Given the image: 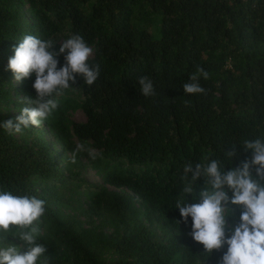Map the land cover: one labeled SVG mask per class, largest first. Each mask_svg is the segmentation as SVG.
<instances>
[{
    "label": "trees",
    "instance_id": "1",
    "mask_svg": "<svg viewBox=\"0 0 264 264\" xmlns=\"http://www.w3.org/2000/svg\"><path fill=\"white\" fill-rule=\"evenodd\" d=\"M27 34L52 39L54 50L80 35L100 65L92 85L77 76L20 139L0 128V189L45 201L37 264H200L191 218L176 223L181 175L209 159L236 167L251 156L240 144L264 137V0H0V102L36 97L34 74L17 83L7 68ZM141 76L156 95L141 93ZM190 76L204 93H184ZM76 110L84 121L71 120ZM205 186L199 178L195 193Z\"/></svg>",
    "mask_w": 264,
    "mask_h": 264
},
{
    "label": "clouds",
    "instance_id": "2",
    "mask_svg": "<svg viewBox=\"0 0 264 264\" xmlns=\"http://www.w3.org/2000/svg\"><path fill=\"white\" fill-rule=\"evenodd\" d=\"M52 39H41L31 34L24 35L14 47V55L8 60L7 68L17 83L35 76L34 99L22 97L25 106L15 119L0 123L9 134L22 133L30 126L39 127L58 107L54 96L76 83L77 76L92 85L100 74V65L90 64L93 49L83 37L74 34L59 42L54 50ZM63 55L64 63L58 68L57 57ZM201 76L208 73L198 69ZM140 91L145 97L156 95L152 81L147 76L138 78ZM185 94H202L205 89L197 76H190L182 85ZM245 152L251 151L236 167L225 170L220 159H209L205 163H187L181 180L184 181L182 195L176 200L180 221L188 224V235L202 245L200 264H207L213 252H221L216 264H264V137L245 139L240 144ZM77 145L75 153L80 152ZM231 160L236 156L235 147L224 152ZM204 179L205 187L198 194L194 184ZM199 202L189 204L187 197ZM239 208V216L235 213ZM45 213V201L35 196H18L0 189V264H37L47 251L37 242L38 222ZM22 241L20 247L8 242V237Z\"/></svg>",
    "mask_w": 264,
    "mask_h": 264
},
{
    "label": "rangeland",
    "instance_id": "3",
    "mask_svg": "<svg viewBox=\"0 0 264 264\" xmlns=\"http://www.w3.org/2000/svg\"><path fill=\"white\" fill-rule=\"evenodd\" d=\"M18 101L20 102V101H22V99L11 96L8 101L0 102V114L1 115L8 114L12 119H15V117L18 116L19 114H18V109L15 106H13V102H18ZM70 118L74 122H82V121H84V116L81 113V111H79V110H76V111L72 112L70 114ZM13 136L16 139H20L23 136V134H21V133L13 134ZM47 138H49L48 135H47ZM55 148H57V147L55 146ZM84 177L90 183H93V184H98L99 183L97 178L90 171H87L84 174Z\"/></svg>",
    "mask_w": 264,
    "mask_h": 264
}]
</instances>
